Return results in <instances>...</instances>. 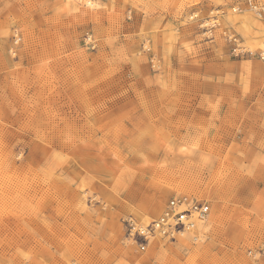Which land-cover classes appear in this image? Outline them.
<instances>
[{
	"label": "rangeland",
	"instance_id": "1",
	"mask_svg": "<svg viewBox=\"0 0 264 264\" xmlns=\"http://www.w3.org/2000/svg\"><path fill=\"white\" fill-rule=\"evenodd\" d=\"M86 1L0 0V264H253L264 12ZM174 195L208 220L142 249Z\"/></svg>",
	"mask_w": 264,
	"mask_h": 264
},
{
	"label": "built area",
	"instance_id": "2",
	"mask_svg": "<svg viewBox=\"0 0 264 264\" xmlns=\"http://www.w3.org/2000/svg\"><path fill=\"white\" fill-rule=\"evenodd\" d=\"M211 1V0H209ZM233 13H240L246 9L262 16L264 5L260 0H222ZM223 14L221 7H215L213 12ZM236 42L237 38H233ZM239 53L252 54L251 50L240 49ZM258 57L264 61V50L257 53ZM211 207L208 201L200 200L190 195H174L166 203L165 211L157 219L151 221L148 226L139 227L137 234L143 239L141 248L145 249L151 238L161 236L175 239L178 234H184L192 228L198 227L208 220ZM248 255L252 258L253 264H264V242L248 250Z\"/></svg>",
	"mask_w": 264,
	"mask_h": 264
},
{
	"label": "bare ground",
	"instance_id": "3",
	"mask_svg": "<svg viewBox=\"0 0 264 264\" xmlns=\"http://www.w3.org/2000/svg\"><path fill=\"white\" fill-rule=\"evenodd\" d=\"M88 1H89V0H88ZM88 1H86V2H88ZM244 11H245V10H244ZM244 11H243V12H244ZM233 19H234V18H233ZM213 20H214V19H213ZM241 20H243V19L241 18ZM216 21H217V20H216ZM242 23L244 24V22H242ZM242 23H241V24H242ZM237 26H238V25H237ZM239 27H240V26H239ZM242 27H243V25H242ZM247 28H248V27H247ZM242 30H243V29H242ZM243 33H244V31H243ZM254 46H255V45H254ZM255 47H256V46H255ZM164 211H165V209L163 210V212H164ZM163 212H162V214H163Z\"/></svg>",
	"mask_w": 264,
	"mask_h": 264
}]
</instances>
